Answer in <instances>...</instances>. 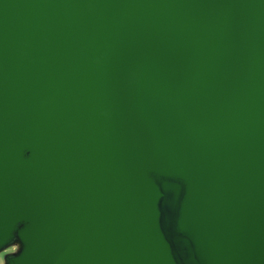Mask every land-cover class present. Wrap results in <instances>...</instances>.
<instances>
[{"label": "water", "instance_id": "obj_1", "mask_svg": "<svg viewBox=\"0 0 264 264\" xmlns=\"http://www.w3.org/2000/svg\"><path fill=\"white\" fill-rule=\"evenodd\" d=\"M5 264H264V0H0Z\"/></svg>", "mask_w": 264, "mask_h": 264}, {"label": "rangeland", "instance_id": "obj_2", "mask_svg": "<svg viewBox=\"0 0 264 264\" xmlns=\"http://www.w3.org/2000/svg\"><path fill=\"white\" fill-rule=\"evenodd\" d=\"M18 245H13L0 253V264H5V259L8 255L15 254L18 251Z\"/></svg>", "mask_w": 264, "mask_h": 264}]
</instances>
